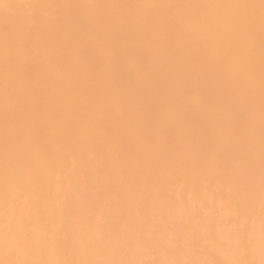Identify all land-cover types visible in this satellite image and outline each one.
<instances>
[{
  "label": "snow or ice",
  "instance_id": "6c2138e0",
  "mask_svg": "<svg viewBox=\"0 0 264 264\" xmlns=\"http://www.w3.org/2000/svg\"><path fill=\"white\" fill-rule=\"evenodd\" d=\"M0 10L6 207L10 189L19 199L43 171L68 162L77 170L85 157L128 204L163 168L228 177L238 208L227 237L216 235L209 213L207 248L204 234L185 240L183 227L169 231L163 214L166 246L131 219L92 239L71 217L34 232L13 209L0 264H264V0H0ZM114 203L126 206L118 195ZM150 219L157 213L145 205Z\"/></svg>",
  "mask_w": 264,
  "mask_h": 264
},
{
  "label": "bare ground",
  "instance_id": "6f19581e",
  "mask_svg": "<svg viewBox=\"0 0 264 264\" xmlns=\"http://www.w3.org/2000/svg\"><path fill=\"white\" fill-rule=\"evenodd\" d=\"M5 2L15 3L17 0ZM42 2L258 3V0H42ZM75 163L77 170H73L72 162H68L43 171L34 182L22 186L23 196L19 199L10 189L7 207L4 186L0 182V234L4 230L6 215L13 209L22 215L34 232L42 231L53 223L67 224L71 217L92 239H98L110 230L124 228V220L131 219L141 223L146 238L155 235L161 240L162 245L166 246L169 237L167 232L159 230L161 227L159 214L169 218V231L177 226L183 227L182 235L185 240H191L193 234H204L200 240L202 248L208 247L206 234L209 229L210 212L218 237H227L235 231L236 226L232 221L238 214V208L234 195H231L233 186L226 176L192 170L171 172L163 168L153 169L145 185L136 194L134 202L128 204L127 192L119 189L115 183L106 184L103 177L95 176L91 167L87 166L85 157H77ZM117 195L126 206H116L114 198ZM202 204L207 207L202 209ZM145 205L156 211V223L151 219L144 221ZM194 213L197 214L196 218H193ZM256 234L258 238V209Z\"/></svg>",
  "mask_w": 264,
  "mask_h": 264
}]
</instances>
